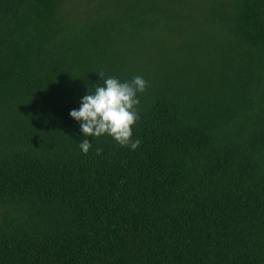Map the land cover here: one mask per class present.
<instances>
[{
  "label": "trees",
  "instance_id": "16d2710c",
  "mask_svg": "<svg viewBox=\"0 0 264 264\" xmlns=\"http://www.w3.org/2000/svg\"><path fill=\"white\" fill-rule=\"evenodd\" d=\"M101 71L135 151L70 116ZM0 264H264V0H0Z\"/></svg>",
  "mask_w": 264,
  "mask_h": 264
},
{
  "label": "clouds",
  "instance_id": "9594fccd",
  "mask_svg": "<svg viewBox=\"0 0 264 264\" xmlns=\"http://www.w3.org/2000/svg\"><path fill=\"white\" fill-rule=\"evenodd\" d=\"M98 75L102 83L92 87L82 97L79 109H73L70 116L81 122V131L85 137L99 138L110 136L123 147L135 151L141 141L133 139V129L140 119L139 95L149 87L148 81L142 76H135L130 81H121L117 77H105L103 71ZM79 147L87 154L92 143L87 138L79 142ZM97 154L103 152L96 149Z\"/></svg>",
  "mask_w": 264,
  "mask_h": 264
},
{
  "label": "rangeland",
  "instance_id": "374dc122",
  "mask_svg": "<svg viewBox=\"0 0 264 264\" xmlns=\"http://www.w3.org/2000/svg\"><path fill=\"white\" fill-rule=\"evenodd\" d=\"M221 43L229 44V39H224Z\"/></svg>",
  "mask_w": 264,
  "mask_h": 264
}]
</instances>
